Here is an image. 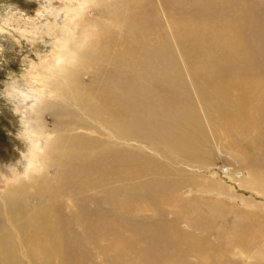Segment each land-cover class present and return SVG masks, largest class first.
Returning a JSON list of instances; mask_svg holds the SVG:
<instances>
[{
    "label": "bare ground",
    "instance_id": "1",
    "mask_svg": "<svg viewBox=\"0 0 264 264\" xmlns=\"http://www.w3.org/2000/svg\"><path fill=\"white\" fill-rule=\"evenodd\" d=\"M76 1L60 47L33 67L44 84L32 108L29 167L43 170L46 158L57 173L36 180L37 194L9 195L14 238L0 242V264H18L11 255L21 249L29 264H186L192 255L198 264H238L233 255L261 245L253 223L234 238L212 227L216 245L205 243L212 230L187 233L184 223L200 228L208 217L180 191L202 182L167 168L171 156H155L160 148L208 159L206 118L216 135L246 142L253 174L240 183L264 193V0H230V10L215 3L229 0ZM52 110L63 118L49 125ZM258 253L264 258V247Z\"/></svg>",
    "mask_w": 264,
    "mask_h": 264
},
{
    "label": "rangeland",
    "instance_id": "2",
    "mask_svg": "<svg viewBox=\"0 0 264 264\" xmlns=\"http://www.w3.org/2000/svg\"><path fill=\"white\" fill-rule=\"evenodd\" d=\"M59 3L64 5L61 10H57ZM215 3L230 10L232 7L228 6L234 4V1L229 0L227 5L221 1H215ZM74 4H77L76 0H0V242L2 244L8 236L14 238V235L8 232L7 214L10 215V209L6 204L9 195L12 192L23 193L27 197L32 192L36 193V180L41 176L51 179L57 173L56 165L46 158L42 160L43 170L33 172L29 167L31 154L37 151L34 147L35 136L28 132L36 125L32 108L39 96L38 86L44 84V80L34 77L33 67L41 66L42 62L50 58L60 47V41L64 39L66 32L68 9ZM48 8L53 11L49 12ZM189 9L192 8H187V13L191 14ZM160 19L170 35L169 25H173L171 19H168L164 13L160 15ZM179 20L186 19L180 17ZM18 21H22L23 25L29 24L31 31H23ZM13 24H17L18 27ZM197 24L204 30L200 23ZM207 30L206 33L210 35L213 30L210 22ZM45 113L47 118L45 119L49 125L63 118L58 117L55 110ZM204 127L205 138L201 140V145L208 150L209 155H205L208 159L194 160L193 157L173 155L171 152H163L159 147L161 152L158 157H155L163 163H169L166 160L167 155L171 156L174 167L166 166L167 168L177 167L178 172L179 170L189 171L204 184L196 182L197 185L193 188L186 187L180 191L184 193L181 200H193V207L208 217L205 218V225H200V228H192L188 222L184 223L183 227L187 229V233L194 235L199 233L198 229L201 228H205L203 229L205 233L212 230L207 232L205 243L216 245V234L212 227L228 228L229 238H234L244 223H253L251 227L256 228L257 232L254 231V233L261 240V245L257 244L253 248L245 249V254L233 255V258L238 261V264H257L264 261L263 256L258 253L264 247V193L258 194L256 190L244 187L240 183L243 176L246 178L253 174L244 163L245 158L242 157L246 142L243 144L239 137H235V134L233 136L231 134L233 139L225 134L216 135L206 118H204ZM87 133L110 142L106 134L90 131ZM44 143V140L40 141V144ZM143 150L149 154L153 153L149 148L144 147ZM136 178L139 179V175ZM261 188H264V185ZM188 189L190 192L187 193ZM31 200L36 206L38 205L34 199L30 198ZM166 218L171 221V214ZM222 224L224 225L219 227ZM188 225L190 227H187ZM185 237H181L180 242L186 239ZM115 252L113 251L112 254ZM11 257L18 264H29L22 249L14 251ZM197 261H200L199 258L192 255L185 258L184 262L198 264Z\"/></svg>",
    "mask_w": 264,
    "mask_h": 264
}]
</instances>
